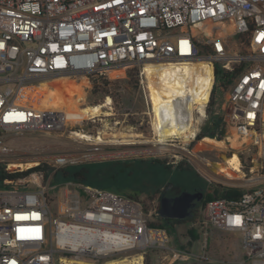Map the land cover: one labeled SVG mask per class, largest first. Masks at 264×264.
I'll list each match as a JSON object with an SVG mask.
<instances>
[{
    "label": "built area",
    "instance_id": "obj_1",
    "mask_svg": "<svg viewBox=\"0 0 264 264\" xmlns=\"http://www.w3.org/2000/svg\"><path fill=\"white\" fill-rule=\"evenodd\" d=\"M177 65L192 68L164 77L186 84L176 106L169 111L170 103L161 102L158 113L150 84L159 78L150 67ZM217 66L233 76L225 106L214 108L226 134L241 142L235 149L240 165L231 179L215 174L211 164L203 173L210 184L244 193L207 202L202 224L241 237L240 264H264V0H0V174L42 168L17 181L0 180V264H108L133 252L131 258L145 264L152 249L189 259L171 247L166 230L149 225L152 212L142 198L54 180L69 167L108 158L103 142L76 136L91 135L85 126L96 128L102 116L72 123L64 110L47 106L38 87L55 79H65L66 89L83 79L94 87L100 75L112 80V72L120 78L136 68L144 120L127 132L158 137L160 117L189 116L196 123L190 146L209 117ZM199 98L206 103H196ZM109 99L105 109L113 110L111 96L102 105ZM28 136L39 138L32 148L21 145ZM55 137H75L79 146L40 140ZM35 161L26 170L11 167Z\"/></svg>",
    "mask_w": 264,
    "mask_h": 264
},
{
    "label": "rangeland",
    "instance_id": "obj_2",
    "mask_svg": "<svg viewBox=\"0 0 264 264\" xmlns=\"http://www.w3.org/2000/svg\"><path fill=\"white\" fill-rule=\"evenodd\" d=\"M119 76L120 73L112 72V80L105 78L112 82H119V86L125 89L122 92V96L120 93H117L115 98L111 96L113 99V110H108L111 115L102 116L96 128L86 125L85 130L89 131L92 136H96L94 134L97 131L107 132L108 134L104 138L106 142L114 139H134L137 144L118 145L106 143V146H103L102 149L108 154V158H105L101 162L87 161L77 165L93 166L95 168L94 175L91 176L94 184L88 183V185L98 187L99 183L102 182L103 189L109 190L111 186L116 188L120 194H139L143 200L156 193L161 196L163 191L170 185L174 188H180L182 192L202 191L204 194L203 200L197 204L196 211L193 215L197 221L196 223L188 222L180 224L177 228H173L165 222L163 223L171 239V247L184 250L191 257L189 259H175L170 251L152 249L148 250L145 255V264H240L243 260L241 237L236 233L221 231L203 225L204 208L201 207L206 193L211 195L214 189H219L222 185L214 181L210 184L205 178L206 175L204 173H207L209 164H211L213 169L214 163L223 162V156H230L232 151L237 152L235 150L237 146L231 143V139L238 140V138H233L229 134L224 139L219 140L226 142L228 146L226 150H221L215 147L209 148L204 145L205 143L202 144L205 138L211 137H204L201 140L197 138L195 142H192L188 146L187 143L190 140V136L177 138V140L172 141L171 139L176 138L157 137L148 134L141 135L140 132L135 131H132L131 134L128 133L127 130L143 122L144 116L142 113L144 111V105L138 93V85L135 87V85L129 84L127 82V76L120 78ZM81 82L82 80L77 83ZM77 83H70L69 89L71 88L72 90L73 85ZM92 90L93 87L86 88V98L82 101L84 105H102L105 102V98L110 96L98 95L94 98L92 96ZM68 91L70 92V90ZM225 97V94H218L216 102L218 106L216 110L219 112L225 106ZM101 109L102 111L107 110ZM207 121L204 122L203 129ZM230 137L231 139H229ZM91 138V136H88L80 139L89 140ZM214 139L216 140V138ZM38 140V137L28 136L21 141V145L32 148ZM40 140H47L49 141L47 143L58 145L56 146L58 148L79 146L76 142L77 138L75 137L66 139L56 137L50 139L42 138ZM237 143L238 145L241 144L239 140ZM217 144L218 146L221 145L219 143ZM85 148H89V146ZM189 152H192V155ZM26 159L32 160L37 158L28 155ZM157 160L170 163V168H166L164 166L165 164H161ZM246 168V162L243 160V167L241 168L243 173H246ZM231 175L235 178L234 173ZM58 176L55 175V181H57ZM151 212L152 215L149 216V224L162 223L155 216L156 213L154 211ZM131 255H135V252L114 256L111 261H126V264H131L129 262L133 260ZM112 263L110 262L108 264Z\"/></svg>",
    "mask_w": 264,
    "mask_h": 264
},
{
    "label": "bare ground",
    "instance_id": "obj_3",
    "mask_svg": "<svg viewBox=\"0 0 264 264\" xmlns=\"http://www.w3.org/2000/svg\"><path fill=\"white\" fill-rule=\"evenodd\" d=\"M192 68L191 66L185 65H177V66H154L150 67V71L152 74H155L159 80L153 82L151 81L150 88L152 95L155 100V108L156 111L159 113L160 108L159 104L170 103L166 105L168 107L167 110L171 111L176 105L175 100L178 99L177 97L183 91L184 85L186 84V79H181L179 81L178 78H174L173 81L167 80L164 76L167 71H173L176 75L184 76L183 71ZM196 70L200 68V66L193 67ZM185 78V77H183ZM66 80L65 79H55L50 81H45L42 83L40 87H38V92L42 95L47 106L51 109H62L68 115V120L72 123L76 122L77 120L84 119L87 116H108L111 115L108 110L102 111L101 108L105 109L107 105H110L111 100H108L106 105H96V106H88L84 105L82 101L86 98V88L89 87V81L87 79H83L81 83H77L73 85V89L71 88L66 89ZM70 90V92L68 91ZM180 92V93H179ZM206 100L208 96L205 97ZM204 98H199L196 100V103L200 105H204L206 101H202ZM195 106L194 103H189L187 105L188 112H192ZM156 130L160 132L159 137H168V138H183L186 136H190L189 142L193 139V136L196 131V123L192 118L189 116L186 117L184 120H176L175 122L167 120V122H163L161 117L159 120H156ZM79 139L83 137H88L91 135L87 134H78L76 135ZM92 138L89 141L94 140L95 142H103L105 145L106 143L109 144H118V145H134L137 142L134 139H123L118 140L114 139L111 141L106 142L102 136L96 138L91 136ZM188 142V143H189ZM238 140L231 139V143L235 144L237 148L241 146L238 145ZM240 142V141H239ZM209 147V148H217L221 150H226L228 148L227 143L224 141L215 140L212 138H205L202 141V144ZM221 144L218 146V144ZM229 145V144H228ZM230 147V146H229ZM224 152V151H223ZM226 154V153H225ZM222 158V157H221ZM37 164L35 162H28L27 164L21 162H14L11 167L15 168H23L26 170L27 168H32ZM240 165V158L236 152H233L231 157H224L223 162H218L213 164V170L215 174H221L226 178H234L232 177V171H238ZM242 176V175H240ZM243 177V176H242ZM128 262V261H127ZM131 264H138L140 259H133ZM112 264H126V261L121 262H113Z\"/></svg>",
    "mask_w": 264,
    "mask_h": 264
},
{
    "label": "trees",
    "instance_id": "obj_4",
    "mask_svg": "<svg viewBox=\"0 0 264 264\" xmlns=\"http://www.w3.org/2000/svg\"><path fill=\"white\" fill-rule=\"evenodd\" d=\"M137 69L136 68H131L130 70H128L127 73V82L129 84H133L135 85V87H137L138 85V77H137ZM100 79V85H96L94 84L93 90H92V96L94 98H96L98 95L99 96H105V95H110L113 98H115L117 93H120V95L122 96V92L125 90L123 88H121V86H119V82H112L109 81L107 79H105L104 75H100L99 77ZM233 79V76L231 75V73H226L224 72L219 66L216 67V82H215V86H214V90L212 93V97H211V107L209 109V120L207 121L205 127H204V131L201 135H199L197 138L198 140H201L204 137H211V138H216L218 140H222L224 139L227 134H226V130L225 127L223 126V122H222V115H216L215 114V108L214 106L216 105L217 102V97L218 94H225L227 97L228 91H229V87L231 84V81ZM116 92V93H115ZM120 96V97H121ZM225 97V99H226ZM157 162L161 163V164H165V161L162 160H157ZM166 168H170V166H166L164 165ZM182 167V166H181ZM42 168H35L29 172H25V173H21V174H9L7 172H3L0 174V180L4 181V180H11V181H17L18 179L22 178V177H26L28 176L30 173L34 172V171H39ZM94 171L95 168H93V166H85V165H81V166H73V167H69L66 170L63 171V174H60L58 176L57 182H61L63 180H74V181H80L83 183H91L94 184L91 180V176L94 175ZM98 187L100 188H104L103 183L100 182ZM109 190L119 193L118 190L114 187H109ZM182 193V190L180 188H173L172 189V194L173 196H178ZM243 191L242 190H236V189H230V188H222L220 187L219 189H214L213 190V194H209L206 193L205 195V199L202 202L201 207L204 208L205 205L207 204V202L216 199V198H226V199H239L242 197L243 195ZM120 194V193H119ZM122 195H127V196H131V197H136L139 198V194H122ZM144 204H145V209L146 212L149 213L150 211H155L156 213V217L160 219V221L162 223H151L149 224L151 227H156L159 229H164L165 230V225L163 224L164 222L166 224H169L171 227L175 228L176 226L180 225V224H184V223H196V219L193 217L194 213H195V209L192 210V216L186 220H165L162 219L159 216V210H160V206H161V196L156 193L153 196L148 197L147 199L143 200ZM201 204V203H200Z\"/></svg>",
    "mask_w": 264,
    "mask_h": 264
},
{
    "label": "water",
    "instance_id": "obj_5",
    "mask_svg": "<svg viewBox=\"0 0 264 264\" xmlns=\"http://www.w3.org/2000/svg\"><path fill=\"white\" fill-rule=\"evenodd\" d=\"M202 191H184L175 197L163 196L159 216L165 220H186L192 216V210L203 200Z\"/></svg>",
    "mask_w": 264,
    "mask_h": 264
},
{
    "label": "flooded vegetation",
    "instance_id": "obj_6",
    "mask_svg": "<svg viewBox=\"0 0 264 264\" xmlns=\"http://www.w3.org/2000/svg\"><path fill=\"white\" fill-rule=\"evenodd\" d=\"M174 187L172 186V185H170L165 191H163V193H162V195H161V198L163 197V196H168V197H175V196H173V194H172V189H173Z\"/></svg>",
    "mask_w": 264,
    "mask_h": 264
},
{
    "label": "crops",
    "instance_id": "obj_7",
    "mask_svg": "<svg viewBox=\"0 0 264 264\" xmlns=\"http://www.w3.org/2000/svg\"><path fill=\"white\" fill-rule=\"evenodd\" d=\"M175 228H177V226Z\"/></svg>",
    "mask_w": 264,
    "mask_h": 264
}]
</instances>
